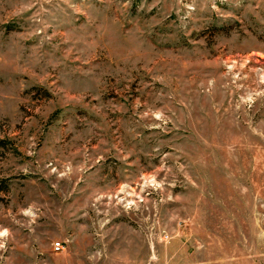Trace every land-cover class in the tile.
Here are the masks:
<instances>
[{
    "label": "rangeland",
    "instance_id": "374dc122",
    "mask_svg": "<svg viewBox=\"0 0 264 264\" xmlns=\"http://www.w3.org/2000/svg\"><path fill=\"white\" fill-rule=\"evenodd\" d=\"M0 140V264H264V0H0Z\"/></svg>",
    "mask_w": 264,
    "mask_h": 264
},
{
    "label": "built area",
    "instance_id": "2783aa9c",
    "mask_svg": "<svg viewBox=\"0 0 264 264\" xmlns=\"http://www.w3.org/2000/svg\"><path fill=\"white\" fill-rule=\"evenodd\" d=\"M54 249H55V251L59 252V251H62L64 249V246L61 243H55Z\"/></svg>",
    "mask_w": 264,
    "mask_h": 264
},
{
    "label": "trees",
    "instance_id": "16d2710c",
    "mask_svg": "<svg viewBox=\"0 0 264 264\" xmlns=\"http://www.w3.org/2000/svg\"><path fill=\"white\" fill-rule=\"evenodd\" d=\"M3 144H4V142L0 140V147H1Z\"/></svg>",
    "mask_w": 264,
    "mask_h": 264
}]
</instances>
